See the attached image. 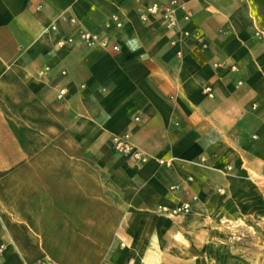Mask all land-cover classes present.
<instances>
[{"label": "crops", "instance_id": "obj_1", "mask_svg": "<svg viewBox=\"0 0 264 264\" xmlns=\"http://www.w3.org/2000/svg\"><path fill=\"white\" fill-rule=\"evenodd\" d=\"M181 2L172 31L138 0H0V264H239L218 218L264 181V0ZM115 14L119 51L56 46Z\"/></svg>", "mask_w": 264, "mask_h": 264}, {"label": "built area", "instance_id": "obj_2", "mask_svg": "<svg viewBox=\"0 0 264 264\" xmlns=\"http://www.w3.org/2000/svg\"><path fill=\"white\" fill-rule=\"evenodd\" d=\"M147 0H138L140 4L139 14L140 20L144 23H147L151 20L152 17H160L165 27L168 30H176L179 26L180 21V13H182V19L184 21H189L192 17L191 12L187 9L186 5L181 2V0H160L157 2H152L146 4ZM69 22L72 26H77L78 21L75 18L69 19ZM123 21L120 19L118 15H112L110 19L103 25L101 31L92 32L84 28H79L78 34L75 36H70L66 39H61L56 42V46L60 49L66 46H74L80 45L85 48H95L100 47L102 49H111L114 52L119 51L120 47L118 44L112 42L110 37L107 35L109 32L116 30L119 31L123 28ZM51 31H57L58 27L56 24H52L50 26ZM185 36H189L187 32L183 33ZM177 40H173L171 44L175 45ZM48 70V69H46ZM233 70L237 71L235 67ZM40 76L44 75V72L39 74ZM68 88H62L58 91V99L63 100L68 95ZM205 93L208 94L209 97H213L212 89L210 87L205 88ZM136 121H140L139 118L135 119ZM111 143L115 151L118 153L129 157L130 159L140 162L147 163L149 161V157L138 150L131 142V135H114L111 138ZM173 159L164 161L160 160L159 164L161 166H166L167 168H172L174 163ZM231 167L228 168L231 171ZM252 180H258V178H253ZM188 181H192V178H188ZM170 190L172 192H178L181 190V185L176 184L173 185ZM221 192V190L219 191ZM197 201V197H193L191 201L183 202L181 205L176 206L174 208L168 207H159L158 212L161 214H165L170 218H177L184 215H187L192 210L193 202ZM4 248L1 247L0 250ZM36 264H52L48 261H40Z\"/></svg>", "mask_w": 264, "mask_h": 264}, {"label": "rangeland", "instance_id": "obj_3", "mask_svg": "<svg viewBox=\"0 0 264 264\" xmlns=\"http://www.w3.org/2000/svg\"><path fill=\"white\" fill-rule=\"evenodd\" d=\"M233 199L218 218V244L235 253L239 264H264V181L241 180Z\"/></svg>", "mask_w": 264, "mask_h": 264}]
</instances>
